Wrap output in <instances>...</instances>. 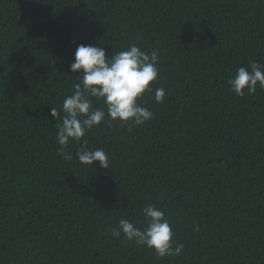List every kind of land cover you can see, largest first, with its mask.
Wrapping results in <instances>:
<instances>
[{
	"label": "trees",
	"instance_id": "trees-1",
	"mask_svg": "<svg viewBox=\"0 0 264 264\" xmlns=\"http://www.w3.org/2000/svg\"><path fill=\"white\" fill-rule=\"evenodd\" d=\"M81 44L158 50L160 75L138 101L150 121L103 122L65 160L51 107L62 117L82 79ZM252 62L264 0H0V264H264V89L228 83ZM84 140L108 169L78 162ZM148 204L180 256L113 236L121 218L144 227Z\"/></svg>",
	"mask_w": 264,
	"mask_h": 264
},
{
	"label": "clouds",
	"instance_id": "clouds-1",
	"mask_svg": "<svg viewBox=\"0 0 264 264\" xmlns=\"http://www.w3.org/2000/svg\"><path fill=\"white\" fill-rule=\"evenodd\" d=\"M70 71L79 73L78 77L82 79L73 85L72 94L65 97L62 104L64 115L60 117L57 109L51 107V117L61 120L56 135L61 158L72 160L68 145L73 141L80 142L103 122L118 121L139 126L153 118L149 108L138 101H142L146 92L153 91L150 86L160 75L158 50L148 53L132 44L108 57L104 47L81 44L76 48ZM228 83L230 91L237 96L254 94L258 86L264 89V64L252 62L250 67H239ZM165 94L163 87L155 88V101L163 102ZM94 101L102 102L104 107H94ZM75 155L82 165L92 166L98 162L102 169L109 168L108 154L103 149L89 150L86 140ZM141 211L144 227L121 218L118 228L112 229L113 236L120 238L123 235L127 241L153 250L160 258L180 256L184 245L173 246L175 234L165 213L154 204L144 206Z\"/></svg>",
	"mask_w": 264,
	"mask_h": 264
}]
</instances>
